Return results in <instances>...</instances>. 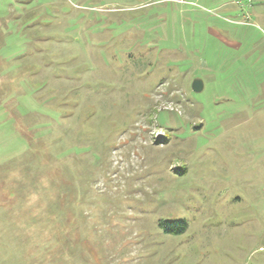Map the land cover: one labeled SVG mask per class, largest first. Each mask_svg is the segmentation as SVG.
Returning <instances> with one entry per match:
<instances>
[{"label":"rangeland","instance_id":"1","mask_svg":"<svg viewBox=\"0 0 264 264\" xmlns=\"http://www.w3.org/2000/svg\"><path fill=\"white\" fill-rule=\"evenodd\" d=\"M0 264H264V0H0Z\"/></svg>","mask_w":264,"mask_h":264},{"label":"trees","instance_id":"2","mask_svg":"<svg viewBox=\"0 0 264 264\" xmlns=\"http://www.w3.org/2000/svg\"><path fill=\"white\" fill-rule=\"evenodd\" d=\"M160 226L165 229L167 233L181 234L186 230V221L178 220L173 222H160Z\"/></svg>","mask_w":264,"mask_h":264},{"label":"water","instance_id":"3","mask_svg":"<svg viewBox=\"0 0 264 264\" xmlns=\"http://www.w3.org/2000/svg\"><path fill=\"white\" fill-rule=\"evenodd\" d=\"M203 81L200 79H196L194 80L193 84H192V88L195 92H201L203 90Z\"/></svg>","mask_w":264,"mask_h":264}]
</instances>
